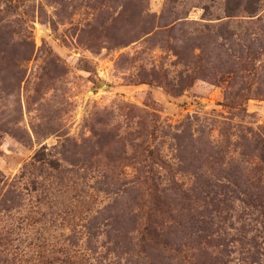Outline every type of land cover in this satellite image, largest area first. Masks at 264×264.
Here are the masks:
<instances>
[{
  "label": "rangeland",
  "instance_id": "1",
  "mask_svg": "<svg viewBox=\"0 0 264 264\" xmlns=\"http://www.w3.org/2000/svg\"><path fill=\"white\" fill-rule=\"evenodd\" d=\"M1 248L264 264V0H0Z\"/></svg>",
  "mask_w": 264,
  "mask_h": 264
},
{
  "label": "trees",
  "instance_id": "2",
  "mask_svg": "<svg viewBox=\"0 0 264 264\" xmlns=\"http://www.w3.org/2000/svg\"><path fill=\"white\" fill-rule=\"evenodd\" d=\"M251 2L252 4L257 3L258 0H247ZM254 10H248V12H253ZM262 158V157H261ZM32 163H38V164H45L48 167H51L53 169L58 168V160L53 159L51 157V154L47 151L46 146H41L38 150H36L32 156ZM225 181H219L218 184H207L206 189H210L212 191L213 197L220 200L219 197H222V200H226L227 197L233 198V188L229 185V179L224 178ZM210 191V192H211ZM225 196V198H224ZM16 255L13 254V252H9L6 248L0 249V264H13L12 261L16 260ZM254 264V263H253Z\"/></svg>",
  "mask_w": 264,
  "mask_h": 264
}]
</instances>
